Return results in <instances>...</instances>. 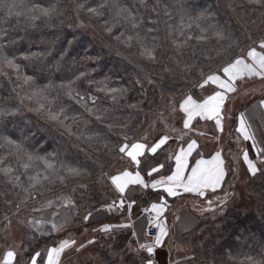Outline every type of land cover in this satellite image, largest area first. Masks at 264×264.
I'll use <instances>...</instances> for the list:
<instances>
[{"label": "trees", "instance_id": "obj_1", "mask_svg": "<svg viewBox=\"0 0 264 264\" xmlns=\"http://www.w3.org/2000/svg\"><path fill=\"white\" fill-rule=\"evenodd\" d=\"M9 5H15L11 12ZM119 8L128 12L118 14ZM41 9L53 11L44 16ZM87 26L90 28L85 29ZM130 35L133 40L126 42ZM200 36L206 39H198ZM262 39L264 2L0 0V57L17 65L10 68L0 59V109L9 113L0 117V138L21 144L34 156L49 158L61 175H66L61 165L82 173L64 183L45 181L42 194L32 190L29 198L24 189L30 188V177L37 171L44 174L42 161L25 169L26 156L18 158L15 149L0 140V167H11L12 177H20V185L14 186L0 173V247L6 243L4 230L11 217L15 226L28 228L19 251L24 260L35 252L46 259L47 248L58 246L70 231L81 233V228L103 219L96 215L108 202L112 188L105 173L119 164L118 149L125 135L133 142L148 125L159 121L158 115L173 99L197 89L201 72L206 76L220 69L226 61L259 46ZM174 41L186 43L177 49ZM145 47L154 49V60L141 55ZM26 77L30 78L27 84ZM69 87L75 98L67 94ZM40 89L45 90L42 95L49 103L37 111L40 106L33 93ZM108 89L124 91L115 94L114 100ZM61 108L68 117L64 123L73 134L47 119L48 109ZM165 148L142 159L139 168L143 175L160 164L170 170L172 162ZM228 164L231 179L234 169ZM249 179L257 208L232 205L220 218L208 222L198 214L202 225L213 229H208L205 239L196 238L195 231L190 233L196 251L180 264H264V166ZM48 200L54 202L52 207L45 206ZM65 207L74 214L67 223L60 213ZM51 216L62 226L58 231H51ZM34 219L47 224L29 227ZM97 236L89 246L90 253L63 262L148 264L144 253L132 246L130 228Z\"/></svg>", "mask_w": 264, "mask_h": 264}, {"label": "crops", "instance_id": "obj_2", "mask_svg": "<svg viewBox=\"0 0 264 264\" xmlns=\"http://www.w3.org/2000/svg\"><path fill=\"white\" fill-rule=\"evenodd\" d=\"M258 47L259 46L256 48ZM216 74L219 73L216 72ZM263 80L260 77H252L237 81L236 92L227 94L222 113V130L216 127L214 120H205L197 117L192 121V131L188 132L185 136L184 133L186 130L183 129V119L186 118L185 114L179 109V103H173L174 100L178 102L181 101L182 96L173 99L169 104V108L158 115L159 121L152 122L148 125L133 141L152 145L154 142L158 141L160 137L168 135L170 139L167 144L163 145L161 149L157 150V152L166 147L165 150L168 153V161L172 162L170 170H166V166L163 164L164 167L161 168L159 172L153 173L152 176H148L147 174L143 175L140 172L148 186L144 187L142 185L129 184L126 186L124 193H120L115 185L112 184L110 177L119 175L123 171H130L133 174L136 171H140V168L135 163L131 162L124 153H121L118 158L119 164L113 165L110 168V171L105 173L112 188L110 196L107 197L108 202H105L101 206L102 211L96 215V218L100 216L103 219L95 220L94 227H89L92 229L91 235L82 243H80V240L77 237L81 233L72 232L67 235L66 239L75 240L76 244L65 250L61 257V263L64 260L69 259L70 256L82 253L83 250L90 246L88 243L89 241H93V243L96 242L99 232L109 233L126 227L130 228L132 231V246L134 249L149 256L146 249L141 250L139 245L141 243H152L154 240H152L147 234V230L150 227L148 221L151 220V218L154 219L156 215L154 212L150 211V208L153 203H160L161 201H166V208L162 219L165 223L168 235L163 237L162 243L159 246H155L154 250L158 252L161 249L168 253V258H166L164 262H167L168 259L170 264H180L188 260L190 254L179 255L180 253H174L173 245L175 242H178L176 241L177 227L180 226L181 223L188 225L191 224V227H193L198 225L200 221L198 212L194 206L195 202L192 201H203L206 200L207 196L220 198L219 195L223 194L222 191H224L226 181H228L230 176L228 162H231L234 169L233 175L236 176L237 170L241 167L240 164L245 162L243 159L245 151L248 152L250 160L255 161L256 159H260V156L257 155L256 149H263L264 143V105L261 103L264 101V86L261 85V81L264 83ZM253 82H259L261 87L258 88L250 85ZM200 83H202V80ZM214 88H216L215 85H211L210 87L205 86V89L197 87L194 93L199 92V94L193 96L194 98H197L202 93V97L200 98H206L207 95L211 94V90ZM188 94H192V92H188ZM247 96H250L251 98L249 101L251 105L249 102L246 103V101H244ZM241 114L244 116L246 126H250V133L255 136V147H253V142L251 140L246 141L243 138V135L238 131L240 128ZM175 118H177L178 121L174 124L173 121ZM181 136H184L183 140L180 139ZM191 139L196 140L198 146L193 151L192 156L189 157L190 165L194 163L195 159H210L217 151L221 153L226 171V176L221 187L218 188L215 193L209 191L202 197L197 196L195 193H185L183 191H181L179 195L168 196L163 192V186L158 185L157 188H152L151 184L153 180H160L163 177L171 175L172 172L175 171V154L179 152L180 147L187 148V143L190 142ZM198 153L201 154L196 156ZM148 155H152V153L146 151L145 156L140 157V160L142 161V159ZM121 200H123V207H121ZM154 223L155 221L153 222V225ZM105 226H108L109 228L107 232L103 231ZM157 231L159 230L157 229ZM81 245H83L82 248L80 247ZM163 255L165 256V254ZM157 260H160L159 255L155 261Z\"/></svg>", "mask_w": 264, "mask_h": 264}, {"label": "snow or ice", "instance_id": "obj_3", "mask_svg": "<svg viewBox=\"0 0 264 264\" xmlns=\"http://www.w3.org/2000/svg\"><path fill=\"white\" fill-rule=\"evenodd\" d=\"M252 3L260 4L264 2V0H250ZM15 5H9V12L12 11ZM118 7V6H117ZM41 13L44 16L50 15L51 9H41ZM90 11L95 12V9H90ZM128 10L126 8H119L118 14L127 13ZM19 15V13H17ZM32 19H36V17H32ZM199 19V17L197 18ZM216 36L220 39H223V34L217 32ZM137 41L140 40V37L137 35L135 37ZM188 39H191L189 37ZM200 40L206 39L204 36L198 37ZM133 37L130 35L127 37L126 42H131ZM177 49L184 46L186 41L183 43L173 42ZM154 49H149L147 47L143 48L141 55L146 56L150 60H154L155 57L153 55ZM219 54V53H218ZM3 62L10 68H16L17 65L8 60L7 57H0ZM218 72L219 74H216ZM216 72L212 74H208L205 76L203 72L200 73V77L202 79V83L197 82V86L201 89H205V86L215 85L216 88L211 90V94L207 95L206 98H194L193 94H182L181 101H173V103H179V109L185 114V119H183V129L186 130L184 135L186 136L188 132L192 131L193 124L192 121L197 117L205 120H214L217 128L222 130V119H223V110L225 101L228 93H234L237 90V81H242L245 78L252 77H260L264 79V39L259 42V51L256 47H252L247 51L246 57L240 56L238 58L228 60L225 64ZM30 78H25V84L29 83ZM219 89V90H217ZM44 89H40L37 92L33 93L34 96L38 97L37 103L39 104V108L37 111H41L46 107L47 97L43 96L42 93ZM72 89L69 87L68 95L72 97ZM111 93H113V99H116L115 94H123L122 89H108ZM79 96V93H77ZM75 98V97H72ZM80 100H83V97H80ZM264 105V101L261 102ZM175 110V109H173ZM9 114L6 113L5 110L0 109V117ZM47 119L50 121L60 124L70 133H72L71 126L64 123V121L68 118L64 115V109L61 108L59 111H54L52 109H48L46 112ZM97 119H100L98 116ZM75 120V118H73ZM111 127V125H109ZM250 126H246L245 119L243 114L240 117V128L238 131L243 135V138L247 140H251L253 142V147L256 146L255 136L249 131ZM91 139V137L89 138ZM170 137L168 135H164L160 137L158 141L154 142L152 145H147L146 143L141 142H132L129 140L127 135H125L123 146L119 147L118 151L120 153H124L131 162L135 163L138 167L141 165L140 157H144L146 151L151 152L152 154L157 153L158 149H161L163 145L167 144ZM181 140L184 139V136L180 137ZM0 140H3L4 144L10 146V148H14L18 158L20 156H26L27 162L23 163V167L28 169L35 161H42L44 165V174L37 171L36 175L30 177V188H25L24 191L28 193L29 198H31L32 190H36L41 192L43 189V182L47 181L52 183L54 180H59L61 183H64L68 177H78L80 176L81 170L74 167H65L63 165L60 166L61 169H64L66 175H61L60 169L57 168L56 164L46 157L34 156L31 153H27L23 146L15 141L8 139L7 137H2ZM197 141L191 139L190 142L187 143V148L180 147L179 152L175 154V171L172 172L171 175L167 177H163L160 180H153L151 187L157 188L158 185L163 186V192H165L168 196H176L179 195L181 191L185 193H195L197 196H205V194L209 191L215 193L218 188L221 187L224 182L226 171L224 168V160L219 151L216 152L210 159H195L193 164H189V157L192 156L193 151L197 148ZM0 147H3V144H0ZM257 155H264V149L257 148ZM243 159L248 165V171L255 175L259 170L257 166L249 159V154L247 151L243 154ZM147 161L145 160V163ZM3 161L0 160V164ZM164 165L160 164L158 167H151L150 171L147 172L148 176H152L153 173L159 172ZM12 168L11 167H0V173L4 176L9 177L8 182L13 183L14 186L20 185V177L15 176L12 177ZM187 173V174H186ZM112 184L119 190L120 193H124L125 188L129 184H137L147 187V183L144 178L141 176L140 171H136L134 174L130 171H123L119 175L110 177ZM26 202V201H24ZM53 201L48 200L45 204L46 207H52ZM71 203V201H68ZM134 203V201H133ZM211 204V201H209ZM19 207V205H17ZM121 207H123V200H121ZM166 208V201H161L160 203H153L151 205L150 211L154 212L156 215L154 217V225L153 220H149V226H154L157 228L158 235L154 238L151 245L141 243L140 249L148 252L151 256L154 252V247L159 246L162 243L163 237L168 235V231L166 229L165 223L162 219L163 213ZM33 211H39V209H33ZM91 215V214H89ZM85 220L88 217L84 218ZM60 227L55 222L52 224V232L58 231ZM109 230L108 226H105L103 231L107 232ZM89 244L93 243V241H89ZM76 244L75 240H61L58 246H53L47 248L46 251V259L42 256L40 252H35L33 256L30 257V264H38L37 258H40L42 264H61V255L65 252L66 249L71 248ZM81 248L83 245L80 246ZM15 257V253L13 251H8L6 253V257L4 259V264H10L12 259ZM148 264H153L151 260L148 261Z\"/></svg>", "mask_w": 264, "mask_h": 264}, {"label": "rangeland", "instance_id": "obj_4", "mask_svg": "<svg viewBox=\"0 0 264 264\" xmlns=\"http://www.w3.org/2000/svg\"><path fill=\"white\" fill-rule=\"evenodd\" d=\"M89 28L90 27L87 26L85 29H89ZM255 47H257V46H255ZM250 49L251 48H249L248 50H250ZM248 50L243 51L241 54L237 55L236 57H240V56L246 57ZM257 50L259 51V47L257 48ZM250 85L260 88L261 85L264 86V83H262V81H261V85H260L259 82L258 83L253 82ZM192 94L198 95L199 92L194 93V91H193ZM199 97H202V93ZM171 98H172V96H169V98H168L169 101L171 100ZM250 99H251L250 96H247L244 101H246V103H247L250 101ZM250 105H251V103H250ZM177 121H178L177 118H175L173 121L174 124ZM157 129H158V127H157ZM263 161H264V157H262L260 159H256L255 161H252V162L260 170L264 166ZM242 163L240 164L241 167H239V169L237 170V175L236 176L232 175L233 177L228 180V183H227L224 191H222L223 194L219 195L220 198L213 197V196H207L206 200L192 201V202H195L194 206L196 208V211L198 212V214L202 215L201 217H204L206 222L214 221V220L220 218V214H222V212H225L226 209L232 205H238L239 207H242L244 209H249L252 206H255V208H257L258 202L256 200V196L251 192L250 187H249V183H251L250 179H249V175L251 173L248 171L247 163L246 162H242ZM232 173H234V170L232 171ZM209 201H211V204H209ZM60 213H61V215H62L61 217L65 223H67L70 219H72V216H74V214H72V211L69 210L68 207H65L64 209H62ZM39 220L40 219H38V220L34 219L33 221H29L28 222V223H30L29 227H30V225L39 226L42 223L47 224V222L45 220L43 222H41ZM48 220L50 223H53L54 222L53 216L49 217ZM202 221L200 220L198 225L193 226V227H191V224L188 225V224H183V223H181L180 226L177 227L176 241H178V242H175L173 245L174 253L175 252L180 253L179 255L194 254V252L196 250L194 248H192V240H191L190 233L195 231L194 235L196 236V238L198 237V239H200V238L205 239L208 229H213L212 226H208V225H204V224L202 225ZM6 226L7 227L4 230V232L6 234V243H5V245L0 247V251H1L0 264H4V259L6 257V253L8 251H13L15 253V257L12 259L10 264H30V259L24 260L21 254L19 256L21 241L23 239L25 231L28 228L15 226V221L13 220V217H11L8 220V224ZM72 226L73 225H69V227H72ZM70 233H72V232L70 231ZM91 233H92L91 228H89V227L84 228V229L81 228V234L79 236H77L78 239L80 240V243L84 242L91 235ZM154 249H155V247H154ZM91 250H92V248L88 247L87 249L83 250V252L80 253L79 255L76 254L74 256H70L69 258H73V257L78 258L82 255L90 253ZM135 251H137V250H135ZM161 252L163 254H165V256ZM153 254L155 255V259H157L158 255H159L161 261L157 260V261H159V262H157L155 260H152L151 257H149L148 255L146 256L145 254H143V257H145V259L147 257L148 261L151 260L153 262V264H167V263L170 264L168 259H167V262H164V260H166V258H168V253H166L165 251L160 249L157 252L154 250ZM62 256H63V253H62L61 257ZM192 257H194V256H192ZM37 262H38V264H42L41 259H38ZM170 262H173V261H170ZM61 264H65V263L62 262ZM74 264H78V262H75ZM145 264H146V261H145Z\"/></svg>", "mask_w": 264, "mask_h": 264}, {"label": "built area", "instance_id": "obj_5", "mask_svg": "<svg viewBox=\"0 0 264 264\" xmlns=\"http://www.w3.org/2000/svg\"><path fill=\"white\" fill-rule=\"evenodd\" d=\"M151 220H153V222H154L153 218H151ZM147 234H148V236L150 238L154 239L158 235V231H157V229L154 226H151V227L148 228ZM147 245H151V243H148ZM150 257L152 259H155V255L154 254H152Z\"/></svg>", "mask_w": 264, "mask_h": 264}]
</instances>
